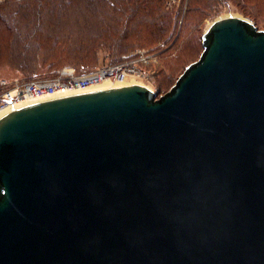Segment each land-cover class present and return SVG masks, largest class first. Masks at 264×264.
Returning a JSON list of instances; mask_svg holds the SVG:
<instances>
[{
	"label": "water",
	"instance_id": "1",
	"mask_svg": "<svg viewBox=\"0 0 264 264\" xmlns=\"http://www.w3.org/2000/svg\"><path fill=\"white\" fill-rule=\"evenodd\" d=\"M165 94L0 117V264H264V29L215 19Z\"/></svg>",
	"mask_w": 264,
	"mask_h": 264
},
{
	"label": "rangeland",
	"instance_id": "2",
	"mask_svg": "<svg viewBox=\"0 0 264 264\" xmlns=\"http://www.w3.org/2000/svg\"><path fill=\"white\" fill-rule=\"evenodd\" d=\"M137 1L37 0L30 5L24 4L25 8L21 7L20 12L24 10L28 13L30 21L48 25L60 20L62 25L69 28L72 26V33L67 32L66 38L73 45L85 44L89 48L100 46L103 49L111 46L116 49L112 54L101 51L102 56L99 61L85 63L89 67L119 62L135 56L138 50H145L148 55L154 57L152 62L150 61L151 68L153 70L160 68L157 81L154 75L156 82L153 81L152 85L144 82L145 85H151L150 88L157 93L156 96L168 92L185 68L200 57L204 49L203 34L215 19L237 15L254 21L260 29H264V0H168L164 9L168 13L166 19L172 23L167 26L169 29H174L175 34L169 40L164 36L159 39L156 34L152 35L150 32L153 31L152 27L164 10L159 5L161 0H151V3L157 6V13L151 18L142 12L137 18H133L138 7ZM6 2L7 0H0V5ZM16 13L17 11H14L11 14L12 20H15ZM175 21H177V30L173 28ZM77 23L82 27L77 29ZM104 30H107V34L102 38L101 34ZM9 57L6 50L0 52V81L16 78L24 81L31 79V75L17 69ZM80 64H67L58 68L39 67L33 72L36 75L34 78L51 77L65 67L75 68ZM136 81L142 83L133 78V83Z\"/></svg>",
	"mask_w": 264,
	"mask_h": 264
},
{
	"label": "trees",
	"instance_id": "3",
	"mask_svg": "<svg viewBox=\"0 0 264 264\" xmlns=\"http://www.w3.org/2000/svg\"><path fill=\"white\" fill-rule=\"evenodd\" d=\"M36 1L7 0L6 4L0 5V52L6 50L11 57H9V60L15 63V67L28 75L30 74L31 79L36 77L33 72H36L39 67L46 66L58 68L67 64L81 63L79 67H75L76 70L78 72L88 71L99 65L89 67L85 63L99 61L102 56L101 51L110 54L116 51L111 46L103 49L100 46L89 48L85 44H71L66 38V33H72L73 27L69 28L62 25L60 20L48 25L42 22L30 21L28 13L24 12V10L20 12V8L24 7V4L29 3L30 5L32 4L31 2L35 3ZM167 2L168 0H161L159 5L164 9V5L165 7L167 6ZM137 3L138 7L133 18H137L141 12L150 18L157 13V6H154L155 4L151 3V0H138ZM13 5L16 6L12 7ZM14 11H17V13L14 17L15 20H12L11 14ZM167 15L168 13L164 9L158 16L157 22L152 27L153 31L150 34H156L159 39L164 36L166 40L174 36V29H169L167 26L172 23L166 19ZM176 25L177 21H175V25L173 26L177 30ZM80 26L82 27V25ZM80 26L79 23L76 24L77 29ZM155 30H158V32ZM105 34H107V30L102 32L101 37L104 38ZM154 75L157 81V76L159 78L160 75V68L154 70Z\"/></svg>",
	"mask_w": 264,
	"mask_h": 264
},
{
	"label": "built area",
	"instance_id": "4",
	"mask_svg": "<svg viewBox=\"0 0 264 264\" xmlns=\"http://www.w3.org/2000/svg\"><path fill=\"white\" fill-rule=\"evenodd\" d=\"M153 59L154 57L148 55L145 50H138L133 57L115 63L102 64L83 73L78 72L74 67H65L51 77L25 81L19 78L3 79L0 81V112L26 100L84 90L96 87L105 81L113 84L128 83L132 78H136L142 83L148 82L152 85L155 80L150 61ZM149 84L147 85L151 86Z\"/></svg>",
	"mask_w": 264,
	"mask_h": 264
},
{
	"label": "bare ground",
	"instance_id": "5",
	"mask_svg": "<svg viewBox=\"0 0 264 264\" xmlns=\"http://www.w3.org/2000/svg\"><path fill=\"white\" fill-rule=\"evenodd\" d=\"M132 83H133V78L128 83L125 82V83H114L113 84V83H111L109 81H105L102 84L97 85L96 87H90V88H87V89H84V90H77V91H74V92H65V93H58V94L49 95V96H43V97H39L37 99H32L31 101L30 100H26V101H23L21 103L15 104L12 107H8V108L4 109L3 111L0 112V117H2L4 114H6L7 112H10L11 110H13L15 108H19V107L23 106L24 104H29V103H32V102L45 100V99H48V98H54V97H58V96H64V95L74 94V93L83 92V91L96 90V89H99V88L102 89V88L118 87V86H124V85L132 84ZM136 83L137 84H144V83H140V82H137V81H136ZM148 87L150 88L151 86H148Z\"/></svg>",
	"mask_w": 264,
	"mask_h": 264
}]
</instances>
